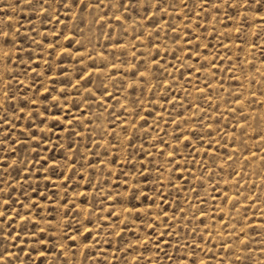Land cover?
Listing matches in <instances>:
<instances>
[{
  "label": "rangeland",
  "instance_id": "rangeland-1",
  "mask_svg": "<svg viewBox=\"0 0 264 264\" xmlns=\"http://www.w3.org/2000/svg\"><path fill=\"white\" fill-rule=\"evenodd\" d=\"M98 2L0 0L2 264H264V7Z\"/></svg>",
  "mask_w": 264,
  "mask_h": 264
},
{
  "label": "snow or ice",
  "instance_id": "snow-or-ice-1",
  "mask_svg": "<svg viewBox=\"0 0 264 264\" xmlns=\"http://www.w3.org/2000/svg\"><path fill=\"white\" fill-rule=\"evenodd\" d=\"M49 2H51L52 4H62L63 6H67V0H37L36 3H34V0H25V3L29 4V5H32L33 7H36L37 6V3H38V6L40 8H44L45 7V4H48ZM75 2L77 4H83V0H75ZM104 2V0H99L98 3L94 4L93 7L95 8H99L101 6V4ZM181 3H183L185 6H187L188 4V0H180ZM140 3V0H127V3L125 4L123 2V0H119V3H118V7L119 8H124V7H128V8H131V7H134L136 6L137 4ZM155 3L157 4V8H156V11L159 12L161 10V8H163L165 11H167V8H164V0H155ZM199 3L201 4V7L203 8V10H207V5L212 3V0H199ZM243 6L245 11H249V10H252L253 8H256L257 9V13L258 14V10L260 7H264V0H218V4L216 5V7H224V6H227L228 9H233L236 13V16H239L240 12H239V6ZM173 6H176L175 3L173 4ZM86 7V5H85ZM151 5L146 3L145 4V11L147 12L149 9H150ZM47 11V10H45ZM219 14V13H217ZM231 15V13H229ZM117 20L120 19L119 16H116L115 17ZM235 18V17H234ZM57 19L59 20V17H57ZM259 19L264 21V15H259ZM247 19H245L243 21V23H247ZM17 32H19V28L16 29ZM11 32V29H9V34ZM6 35L5 33H3L2 31H0V36H4ZM237 35L240 36L242 35L240 29H237ZM158 38V36H157ZM15 42H13V46H14ZM258 45L256 44H253V48L257 47ZM67 50V49H66ZM190 59V57H189ZM154 64L155 63H158V61H156V59L154 58L153 61H152ZM8 63H11V59L9 58V61ZM126 63V61H125ZM113 68H115V64L112 65ZM93 68V71H106L107 69L106 68H101V69H97L95 66H92ZM139 71V70H137ZM145 72L147 71V69L144 70ZM141 76H144V72H140L139 73ZM89 75H91V73H89ZM113 78L115 77V72H113L112 74ZM83 78V76L81 77ZM133 79H135V73L133 74ZM145 81L142 80L140 81V83H144ZM22 83V81H21ZM86 87V86H85ZM101 87L102 88H106V85H103L101 84ZM124 87H127V85H125ZM104 95H109L111 96L112 93H108V92H104L103 93ZM5 96H8V92H5L4 93ZM12 97L9 96V100H11ZM45 100H47V97H45ZM33 104L36 103L35 100L32 101ZM198 107L200 105H197ZM0 107H4L3 105H0ZM22 110V108H21ZM35 109H33L34 111ZM5 119L4 117H0V120H3ZM65 123L71 125L72 124V121L70 120H65ZM14 127V125H13ZM143 127V125L141 126ZM195 131V130H194ZM202 131V130H201ZM35 135V134H33ZM131 139V138H129ZM184 139H188L187 136L184 137ZM23 142V141H22ZM69 150H71V146H69ZM0 183H3V181H0ZM127 183V182H126ZM3 191V188L0 187V192ZM125 191H127V189H125ZM140 195V192L138 191H133L132 193V199L134 200L136 198V196ZM163 196V194H161ZM0 199H3V202L5 205H8L10 203V197H0ZM145 199H147V197H145ZM225 203H227V201H225ZM62 207H64V205H61ZM129 212H137L138 209L136 207H131L128 209ZM6 212H7V209H5V211L3 212H0V230H2V226L5 222V220L7 219H12V217L10 215H6ZM111 215V214H109ZM9 227V230H11V225H8ZM85 227L88 229V232L90 233L91 232V228L88 227V225H85ZM125 230H127V228H125ZM41 232H44L46 231L45 229H41L40 230ZM166 234V233H165ZM65 235H67V232L65 231ZM5 238H8L10 239V237H5ZM70 239L72 240H75V237H69ZM89 237L88 236H85V245L87 246L86 244V241ZM40 243H47V241H45L43 239V237H40ZM145 243H147V241H145ZM13 246H16V245H13ZM157 247H159V245H156ZM62 251V250H61ZM245 251H248V249L246 248ZM20 254H24L23 253V249H21V253ZM47 253H45L44 251H41L39 253L40 256H45ZM9 256H12V255H17L15 253H8ZM3 259L4 257L2 255H0V264H2L3 262ZM237 259H240V257H237ZM261 259H264V257H262ZM43 264V262H42ZM66 264V262H65ZM193 264H195V262L193 261Z\"/></svg>",
  "mask_w": 264,
  "mask_h": 264
}]
</instances>
